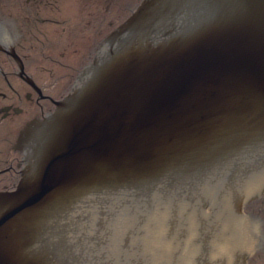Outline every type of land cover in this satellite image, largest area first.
<instances>
[{
    "label": "water",
    "instance_id": "1",
    "mask_svg": "<svg viewBox=\"0 0 264 264\" xmlns=\"http://www.w3.org/2000/svg\"><path fill=\"white\" fill-rule=\"evenodd\" d=\"M54 105L18 137L0 264L251 263L264 244V219L244 213L264 196V0H142Z\"/></svg>",
    "mask_w": 264,
    "mask_h": 264
},
{
    "label": "flooded vegetation",
    "instance_id": "2",
    "mask_svg": "<svg viewBox=\"0 0 264 264\" xmlns=\"http://www.w3.org/2000/svg\"><path fill=\"white\" fill-rule=\"evenodd\" d=\"M141 1L135 3L130 13ZM62 4L66 9L74 8L69 10L70 16H61ZM111 5L118 10L122 3L121 0H26L21 7L27 14L24 13V18H0V191L13 190L20 181L25 164V153L18 142L21 131L31 121L51 113L54 102L70 92L79 72L97 55L107 35L101 13ZM7 6L8 0H4L0 16L8 15ZM42 8L52 9L54 18L39 19ZM74 10L85 11L84 20H73ZM115 24L109 20V26ZM44 25L49 28L45 30ZM11 53L19 57L22 67ZM39 53L40 61L34 63ZM256 203L262 212L264 196L249 205Z\"/></svg>",
    "mask_w": 264,
    "mask_h": 264
},
{
    "label": "rangeland",
    "instance_id": "3",
    "mask_svg": "<svg viewBox=\"0 0 264 264\" xmlns=\"http://www.w3.org/2000/svg\"><path fill=\"white\" fill-rule=\"evenodd\" d=\"M61 2V1H60ZM65 2V1H64ZM62 3V2H61ZM135 3L127 6L123 9H120L118 11L114 12V18L113 17H109L107 10L103 11L101 13V15L103 16V18L105 19V32L107 33L109 31V29L112 28V26L110 27L108 25L109 20H111V22H116L115 25H117L118 23H120V20H123L131 11V9L134 7ZM74 8L71 9H66V5L62 4V6L60 5V12L62 17H66L67 15H71L69 10H73ZM7 10V12H6ZM5 12L9 15L10 19H19V18H24L25 15L23 12H21L18 9H6ZM73 20H76L77 22H80V20H84V16L86 14L85 11H73ZM77 12V13H76ZM44 18H54V12L52 11V9L50 8H42V13L39 16V19H44ZM78 19V20H77ZM45 28V30L47 28H49V26L44 25L43 26ZM80 29V28H79ZM44 31V29H42ZM47 34V33H46ZM43 35V33H41V36ZM43 37V36H42ZM50 39V38H49ZM51 40V39H50ZM42 55V54H41ZM40 53L38 54V57L35 56L34 57V61L37 63V61L39 60V58H41ZM40 61V60H39ZM47 63V62H46ZM42 65V64H41ZM37 75V77L39 79H43L44 75ZM244 213L248 216H252V217H258V218H262L264 219V209H262V212L259 211V204H253V206H247L245 207V211ZM250 264H264V244L253 254L252 260Z\"/></svg>",
    "mask_w": 264,
    "mask_h": 264
}]
</instances>
